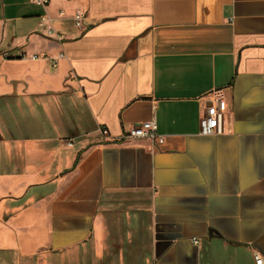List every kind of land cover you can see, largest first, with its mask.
Wrapping results in <instances>:
<instances>
[{
  "label": "crops",
  "instance_id": "obj_1",
  "mask_svg": "<svg viewBox=\"0 0 264 264\" xmlns=\"http://www.w3.org/2000/svg\"><path fill=\"white\" fill-rule=\"evenodd\" d=\"M0 98V264L264 258V0H0Z\"/></svg>",
  "mask_w": 264,
  "mask_h": 264
},
{
  "label": "built area",
  "instance_id": "obj_2",
  "mask_svg": "<svg viewBox=\"0 0 264 264\" xmlns=\"http://www.w3.org/2000/svg\"><path fill=\"white\" fill-rule=\"evenodd\" d=\"M32 2L39 6H42L44 9H46L50 4V0H32ZM74 20L78 28H84L82 14H77L74 17ZM45 30L46 35L48 36H51L54 32L53 28H46ZM5 57H9L8 53L5 54ZM23 57L24 55L22 54L19 58ZM64 57L65 54H60L59 58L52 59V66L56 68L59 64V60L63 59ZM11 58L14 59L18 57L13 56ZM33 58L36 59L37 56L35 55L33 56ZM224 119V108L221 104V100L219 98L212 99L211 104L209 106H206L203 111V115L200 121L201 134L205 136L223 134L225 132ZM103 134L107 135V131H103ZM137 139L150 140L153 149L161 148L166 144V136L159 134L158 125L154 118L149 121L134 125L120 136L119 141L129 142L131 140ZM255 260L256 264H264V258L258 252H255Z\"/></svg>",
  "mask_w": 264,
  "mask_h": 264
},
{
  "label": "rangeland",
  "instance_id": "obj_3",
  "mask_svg": "<svg viewBox=\"0 0 264 264\" xmlns=\"http://www.w3.org/2000/svg\"><path fill=\"white\" fill-rule=\"evenodd\" d=\"M4 104V101H3V99H1L0 98V106L1 105H3ZM4 114L7 116V117H10V114L9 113H5L4 112ZM4 114H2V115H4ZM6 123H5V121H3L2 119H1V114H0V125H5Z\"/></svg>",
  "mask_w": 264,
  "mask_h": 264
}]
</instances>
